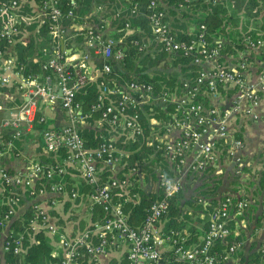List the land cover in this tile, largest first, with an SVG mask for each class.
Returning <instances> with one entry per match:
<instances>
[{
	"label": "built area",
	"instance_id": "2783aa9c",
	"mask_svg": "<svg viewBox=\"0 0 264 264\" xmlns=\"http://www.w3.org/2000/svg\"><path fill=\"white\" fill-rule=\"evenodd\" d=\"M60 4L61 0H40L43 21H48L60 49L42 63L43 72L36 75L24 74L11 53L5 55L6 42L12 43L20 32L21 14L17 11L16 0L1 8L5 11L12 8V11L0 27V83L7 85L15 81L24 92L17 111L0 122V127L11 137L0 149V200L19 202L20 195L13 187L29 189L35 209L31 224L34 229H46L50 235L58 237L62 248L58 264H79L87 259L92 264H107L103 257L110 251L120 252L119 264L227 262L239 243L233 242L225 251L219 252L216 242L224 241L233 233L230 220L244 215L250 203L248 197L227 195L209 212L204 233L189 243L187 230L164 231L163 221L169 212L171 199L184 189L186 182L215 165L223 150L227 156L241 160L240 150L244 141L238 130L244 120L259 118L257 106L264 93V61L258 58L264 41L248 38L245 49L227 54L223 52V38L210 40L204 24L195 27L199 30L195 37L180 38L178 32L183 31L173 28L174 17H169V11L160 7L157 0H151L148 17L154 37L142 43L134 39V45L139 50H149L153 58L161 52L170 58L183 55L200 67L196 76L184 78L180 84L157 93L150 81L131 79L118 82L105 75L113 72L110 59L118 60L125 56L126 47H116L117 41L113 37L104 36L101 32L91 33L84 41L87 51L70 53L62 49L63 11ZM178 5L183 7L185 4L180 2ZM27 17L33 20L31 17L36 16ZM133 31L129 28L126 33ZM252 50L255 51L253 55ZM101 57L104 61L99 66L96 58ZM162 60L158 61L166 64ZM90 81L96 82L98 91L90 111H85L77 95ZM205 97L212 98L211 104L204 102ZM156 102L165 108L173 107L167 111L169 118L163 129L160 126L156 128L153 139L157 142L156 147L164 151L167 169L158 174L162 197L151 203L141 225L135 226L129 221L124 206L139 198L131 186L142 178L141 166H131L119 175L124 169L123 157L127 153L117 148L116 133L110 131L109 138L104 139L100 146L89 148L79 127L93 111L99 110L97 124L107 123L113 130L121 129L118 135H125L127 140L135 139L144 132L141 110L144 105ZM44 105L51 108L59 106L67 121L60 125L50 124ZM38 118L39 122L47 123L45 128L36 127ZM151 123L158 125L160 121L153 118ZM35 131L39 133L45 156L31 160L24 169H9L1 157L12 152L18 154L15 140ZM60 148L66 149L62 161L47 158L48 153L57 152ZM105 166L111 169L112 174L107 180H102L101 172ZM66 175L74 180V187L70 190L64 179ZM43 178L46 181L42 182ZM83 180L91 185L88 192L79 188ZM6 192L9 195L5 196ZM50 194L53 196L43 198ZM62 198L71 202L69 206L80 217L86 218L84 228L67 229L53 219L45 204L55 208ZM198 202L207 205L202 198ZM80 206L86 207L85 214L77 209ZM96 206H101L105 212L104 217L97 220L92 219ZM13 212V207H10L0 219V225H4ZM200 216L206 217V214L201 211ZM22 247L23 235L16 236L10 231L5 236L3 251L12 249L19 253ZM260 250L264 256V242Z\"/></svg>",
	"mask_w": 264,
	"mask_h": 264
},
{
	"label": "trees",
	"instance_id": "16d2710c",
	"mask_svg": "<svg viewBox=\"0 0 264 264\" xmlns=\"http://www.w3.org/2000/svg\"><path fill=\"white\" fill-rule=\"evenodd\" d=\"M12 1L0 0V27L6 22L9 13L12 11V8L7 11L1 8L9 6ZM16 1L18 2L17 11L22 17L36 13L30 0ZM150 1L61 0L60 5L63 11L61 17L62 39H64L67 47H72L73 49L78 47L79 51H87L88 48L85 46L84 41L91 33L101 32L104 36L113 37L117 41L116 47H126V49L124 58L109 60L113 66V72L105 74L108 78H114L118 82L144 79L154 84L157 93L172 88L180 84L182 79L196 76L200 67L192 63L190 57L182 55L170 58L166 56L165 52H161L155 55L156 58H153L149 50H139L134 45V39H138L142 43L149 42V39L154 37L148 17L151 10L149 7ZM157 1L160 7L169 11V17L172 15L175 19H180L178 16L190 19L195 27L204 24L206 35L210 40L219 37L225 38L223 52L227 54H236L245 49L248 38L255 41H264V13L261 15L264 9V0H243L239 2V7L234 10H229L230 0ZM35 2L37 6H40V0H35ZM180 2L185 5L179 7L178 4ZM241 9H244V14L247 17V21L244 24L238 14ZM259 15H261L260 18ZM250 19L255 20L256 24L259 23L260 19V25L254 28L248 27ZM107 22H110V26L113 28L111 34L104 32ZM127 23H129L128 26L126 25ZM172 25L173 28L179 31L178 25H175L174 22ZM19 26L20 32L15 36L14 41L12 43L6 42L5 55L8 56L11 53L17 67H22L21 71L24 74H42V63L54 55L56 49H60L58 47V39L52 34L47 20L40 22L38 20L27 21L26 19H21ZM129 28L134 31L127 34L126 32ZM198 32L199 30L186 31L184 29L183 32L178 33L180 38L189 39L195 37ZM253 53L255 51L252 50L251 54L253 55ZM258 58L262 60L261 62L264 61V44L259 48ZM159 59H163L166 64L160 63ZM96 61L101 66L104 59L102 57L96 58ZM16 86L17 84L15 83L11 86L0 84L2 91L9 90L13 92ZM97 91L98 86L95 81L88 82L79 91L77 99L81 101L85 111H90L91 104L96 99ZM211 100V97H205L204 102L206 104L210 102L211 104ZM172 109V106L165 108L158 102L144 105L141 110L144 132L131 140H127L125 135H118L117 133L121 131L119 128L118 130H113L107 123L97 124L100 117L99 110L93 111L92 115L87 117L86 122L79 127L85 139V145L89 148L100 146L104 139L109 138L110 131L113 134L116 133L115 144L117 148L127 153V156L123 157L124 169L120 170L119 175H123L124 171L126 172L131 166H141L143 170L142 178L131 186L132 191L138 192L139 198L126 203L124 206L129 214V221L135 226L141 225L151 203L162 197L157 181L158 174L162 170L167 169V160L163 149L157 148V142L153 141V139L156 128L160 126L163 129L169 118L167 111ZM153 118L158 119L160 123L158 125L152 124L151 120ZM46 126L47 123L44 121L39 122L38 118L36 127L43 129ZM6 132L4 130L3 132L0 131V149L4 148L6 141L11 138ZM243 132V128H239L238 135L242 137ZM65 155L66 149L60 148L57 152L48 153L47 158L53 160L56 158V160L62 161ZM251 168L248 161L245 162L243 155L241 160H236V158L227 156L226 151L223 150L219 161L215 165L209 166L203 171L201 176H196L192 181L186 182L184 189L171 199L169 212L163 221V230H187L189 232L188 243L198 240V237L204 233L208 226L209 212L217 207L227 195L238 197L243 190L250 203L244 215L238 216L237 220L242 217H248L250 209L259 208V204H261V211L257 218L260 223H263L264 169L258 172L257 175H249L246 172H250ZM111 174L112 171L108 166L103 167L101 172L102 180H107ZM64 179L69 190L74 187L72 176L66 175ZM230 179L229 185H232V187L224 189V181ZM57 180L60 179L58 178ZM41 181H46V179L43 178ZM79 188L81 191L88 192L91 189V185L83 180L79 183ZM13 189L20 195V201L13 203L8 202V200L5 202L0 200V219L9 211L10 207H13L15 211L17 206L26 200L31 201V204L22 217L13 222V233L16 236L23 235L21 252L15 253L12 249L3 251V241L0 235V264H58L61 257L55 254L52 242L53 240L58 242V237L50 235L46 229H34L31 224L32 219L35 217L34 200L29 194V189L20 187H13ZM7 195H9L8 192H6L5 196ZM200 198L206 200L207 205H204L203 202L199 203L198 200ZM187 204L191 208L189 211L185 209ZM201 211L206 214V217L200 216ZM13 213L8 221L11 220ZM104 214V209L101 206H96L93 209L92 219L103 218ZM73 215L80 223L77 227L84 228L87 225V220L84 216L80 217L76 211L73 212ZM235 224L234 219L230 220L233 233L224 241L216 242V248L219 252L225 251L227 246L233 242L239 243L231 258L222 264H264V256L260 250L264 239L259 242L257 249L250 251L249 256H247L243 251L244 236L235 233Z\"/></svg>",
	"mask_w": 264,
	"mask_h": 264
},
{
	"label": "crops",
	"instance_id": "0c3cea01",
	"mask_svg": "<svg viewBox=\"0 0 264 264\" xmlns=\"http://www.w3.org/2000/svg\"><path fill=\"white\" fill-rule=\"evenodd\" d=\"M30 3L33 7V10L36 13V17H31L33 20L43 21V15L40 12L41 9L39 6H37V3L35 0H30ZM38 10V11H37ZM32 14V15H33ZM19 19H26L27 21H33L28 19L27 16L19 15ZM111 21V20H110ZM175 25H178L177 28L184 31H193L195 30V25L191 22L190 19L181 17L180 19H173ZM110 22L106 23L104 32H107V34H111L113 31V28L110 26ZM26 34V33H25ZM24 34V35H25ZM223 40H226L223 38ZM63 43L65 45L64 39ZM67 51L70 53L76 52L78 50V47L72 48L67 47L65 45L64 47ZM17 84L15 90L13 92L9 90L2 91L0 88V122L1 120L14 112L17 111V107L22 104L23 101V92L24 89L19 87V84L15 81H11L10 83H7V86H11L13 84ZM1 84V83H0ZM2 85V84H1ZM11 96V97H10ZM45 107V105L43 106ZM45 115L47 116L48 121L50 124L60 125L64 124L67 121V118L65 116V113L63 110L56 106L54 108L51 107H45L44 109ZM257 112L259 114V118L257 120L247 119L244 120L241 124V127L243 128V139H244V145L243 148L240 150L241 156L243 155L245 162L248 161V164L252 167L249 175L252 173L253 175H257L258 170L264 169V96L262 97L261 102L257 106ZM5 129H2L0 127V131L3 132ZM15 150L18 152V154H14L13 152L10 154H6L5 156L1 157L2 162L11 170L17 171L20 169H24L25 166L33 159L43 157L45 156L44 151L41 147L40 142V136L37 131L34 133H29L25 136H22L20 139H16L15 141ZM245 164V163H244ZM243 164V166H244ZM245 173V172H244ZM244 173H242L244 175ZM245 173V175H246ZM245 179V178H244ZM230 180L224 181V189H228L230 186ZM234 185V184H233ZM243 190V189H242ZM242 196H245V191L243 190L240 192ZM53 195H46L43 196L44 199H47L49 197H52ZM31 201H25L21 205H18L15 209L13 216L10 221L5 222L4 225H0V235L2 238V241L4 240L5 236L10 232L13 231V222L16 219H19L22 217V215L26 212V210L30 207ZM70 204V201H67L65 198H62V202L59 203V205L54 207L47 206V209L52 214L53 219L59 220V223L66 227L67 229H74L77 228L78 223L77 219L73 215L74 209H71V206L67 205ZM261 207V204H259V208ZM83 214H85V206H80L79 208ZM253 214L252 218H257V215L259 213L251 212ZM250 214V215H251ZM250 215L248 217H242L240 220H237L238 217L234 218V221L236 222L234 231L236 234H239L242 236L240 232V227H244L246 223V218L250 220ZM258 219V218H257ZM263 227H259L258 224L254 223L252 225L253 228H255V234L251 235L247 239L250 240L248 243V240L244 239V247L243 251L247 256H249L250 251L256 250L258 247L259 242L264 239V222L262 223ZM242 229V228H241ZM245 238V237H244ZM54 244V252L55 254H58L60 257L62 255V248L59 245V243L55 240L52 241ZM255 243V244H254ZM119 258H120V252L119 251H110L108 255L103 257V261L107 264H119ZM79 264H92L89 259L86 261H80Z\"/></svg>",
	"mask_w": 264,
	"mask_h": 264
},
{
	"label": "rangeland",
	"instance_id": "374dc122",
	"mask_svg": "<svg viewBox=\"0 0 264 264\" xmlns=\"http://www.w3.org/2000/svg\"><path fill=\"white\" fill-rule=\"evenodd\" d=\"M240 1H243V0H230L229 1V10L231 9V10H234V9H236V8H238L239 7V2ZM264 13V9H263V11H262V13H261V15ZM238 14L240 15V17L242 18V21H243V24L247 21V17L245 16V14H244V9H241V10H239L238 11ZM261 15H259V18L261 17ZM259 23L258 24H256L255 23V20H253V19H250L249 21H248V27H251V28H254V27H258V25H260V19H259V21H258ZM261 170H258V172H260ZM252 174V173H251ZM235 179H239V178H235ZM185 209L187 210V211H189L191 208H190V206L187 204V206L185 207ZM253 210V211H252ZM261 211V208H253V209H250V211H249V214H248V216L251 214V212H255V213H259ZM190 215V214H189ZM191 216V215H190ZM252 216H253V214H251L250 215V220H248L247 218H246V221L248 222V223H246V225L244 226V227H240V232H241V234H242V236H244L243 237V240L244 239H246V241L248 240L247 238L248 237H250V239H251V235H254L256 232H255V228H253L252 227V225L254 224V223H256V224H258V226L261 228V227H263V225H262V223H260L259 222V220L256 218V215H255V217H253L252 218ZM242 228V229H241ZM250 242V240H248V243Z\"/></svg>",
	"mask_w": 264,
	"mask_h": 264
},
{
	"label": "water",
	"instance_id": "95a60500",
	"mask_svg": "<svg viewBox=\"0 0 264 264\" xmlns=\"http://www.w3.org/2000/svg\"><path fill=\"white\" fill-rule=\"evenodd\" d=\"M61 47H62V49L65 47L63 40H61Z\"/></svg>",
	"mask_w": 264,
	"mask_h": 264
}]
</instances>
